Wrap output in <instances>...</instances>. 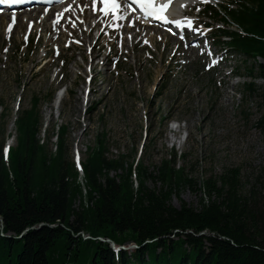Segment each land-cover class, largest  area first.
<instances>
[{
    "label": "rangeland",
    "instance_id": "1",
    "mask_svg": "<svg viewBox=\"0 0 264 264\" xmlns=\"http://www.w3.org/2000/svg\"><path fill=\"white\" fill-rule=\"evenodd\" d=\"M196 1H210L217 8L235 2ZM189 12L192 19L203 21L198 7ZM31 22L29 25H34ZM47 25L37 23L30 36L26 22L20 30L14 32L13 28L11 35L6 32L10 26L5 25L4 32L0 29V140L5 145L17 147L16 120L23 111L31 109L33 98L37 97L41 144L54 149L55 136L48 141L51 129L67 125L66 148L76 162L86 160L102 132L107 135L109 159L124 157L126 169L135 160L139 161L148 175L156 176L162 161L169 160L176 151V168L184 169L185 175L197 183L196 191L187 188L179 196H172L171 204L176 208L184 202L199 211L209 201L204 189L199 190L203 182L230 169L240 170L243 192L252 189L264 192V124L260 123V100L246 89V84L253 80L258 90L264 87L258 65L248 63L234 50L219 47L214 38L207 41L210 51L204 39L194 43L200 49H192L189 42L182 43L170 35L165 38L162 32L149 38L150 29H154L149 27L144 33L138 29L124 32L131 34L124 35L123 43L119 32L105 33L91 57L102 55L106 66L90 71L85 64L91 59L90 54L79 46L80 31L75 35L63 24L54 26L58 31L53 28L52 32H43ZM60 30L63 35L59 34ZM131 35L135 36L133 41ZM94 36L95 33L88 37L92 45ZM74 38L79 44L70 46L75 50L68 49L69 44H75ZM55 39L61 40L60 43ZM57 46L62 49L59 53ZM47 52L45 63L42 59ZM216 53L214 60L220 58V63L213 67L209 55ZM254 67L256 72L251 75ZM93 70V90L85 105V84ZM231 71L238 77H229ZM65 89L68 93L54 106L55 97ZM52 94L53 99L48 102ZM89 106L93 110L87 111ZM121 174V171L112 172L111 176L117 178ZM142 182L150 190L162 189V184L150 176ZM80 204L76 200L74 208L79 209ZM133 244L125 245L128 248Z\"/></svg>",
    "mask_w": 264,
    "mask_h": 264
},
{
    "label": "trees",
    "instance_id": "2",
    "mask_svg": "<svg viewBox=\"0 0 264 264\" xmlns=\"http://www.w3.org/2000/svg\"><path fill=\"white\" fill-rule=\"evenodd\" d=\"M208 12L228 25L214 34L218 42L258 65L264 80V0H236L224 13ZM246 89L258 96L264 124V87L258 90L253 81ZM39 103L33 98L17 118L18 145L7 158L0 140V264H264V192H243L239 169L203 182L199 190L209 201L199 211L184 202L176 208L174 194L197 190L195 180L176 168V151L156 176L148 175L139 161L126 169L124 157L109 159L102 132L80 174L66 148L67 125L51 129L54 149L41 144ZM146 176L162 189H148ZM107 240L137 249L115 251Z\"/></svg>",
    "mask_w": 264,
    "mask_h": 264
},
{
    "label": "bare ground",
    "instance_id": "3",
    "mask_svg": "<svg viewBox=\"0 0 264 264\" xmlns=\"http://www.w3.org/2000/svg\"><path fill=\"white\" fill-rule=\"evenodd\" d=\"M185 1L187 2L189 0H182L178 5H176V7H175L176 12H179L183 9V7L185 6ZM79 2L86 4L85 2H82V0H79ZM104 7H105V5L103 3L98 9L96 8L95 5H92L91 14L85 15V11H87V9H88L86 6L72 5V7L70 9L66 10V14L70 17V21H68V20H66V18H64L61 22L58 21V18H60V19L62 18L61 11L58 13V15L53 16L52 20L49 18L47 19V16H49V15H46V16H45V14L39 15L40 12H35L33 10L31 12L26 11V13L24 12V14H23V12L18 13V15L14 17V19H16V24L15 25L12 24V26L10 25L11 27H7L6 32L11 35L13 28L15 29L14 30V32H15L17 30H20L22 25L25 22H26V25H29V24H32L31 21H33V23H34L35 20H39L38 22H36V24L42 23L43 25H46L49 23V25H47V27L44 29L43 32L51 31L54 28V26H59V25L61 26V25L65 24L66 28L69 31L75 32V35H76V32L78 30L80 31V34H78V41L80 42L79 46L81 49L86 48L88 50V54H90L89 57H91V53H93L92 50L95 47V44L92 45V43L88 42V39H89L88 37L91 35V34H89V29L91 28V23H92L91 19L94 17L97 18L98 21L103 19V16L101 13H102V10ZM121 10H122V8H120V10L118 12L114 13V19H113L114 29L117 30L119 32V34L124 33V32H129L132 29H138L141 33H144V31L149 29L150 26L146 25V23H144L143 21H139L135 17L132 18V16L129 15L127 12L121 14L120 13ZM183 11H185V10H183ZM121 17H124V18H121ZM14 19H13V16H8V17L2 16V17H0V29H3V32H4V28L6 27L5 25H7V21L14 20ZM55 19H57V20L55 21ZM89 21H90V24H88ZM98 21H97V24H98ZM36 24L34 23V26H36ZM87 24H88V28H86L87 29L86 30L85 27L87 26ZM152 28H154V27H152ZM150 30L152 33H150L149 38H151L156 33H158V34L161 33L160 29L154 28V29H150ZM157 30H160V31H157ZM87 33L89 36L87 35ZM59 34L63 35V32L60 30ZM125 34H127V33H125ZM134 37L135 36L132 37V35H131L130 40L133 41ZM54 41L55 42L57 41L58 43H60L61 40L59 41V39H55ZM85 64L87 65V67L89 68L90 71L93 68L106 66V64L103 63L102 55H100V54L92 55L91 59ZM104 70L107 71V69H105V68H104ZM57 75H58V73H57ZM234 86L235 85L233 84L232 87H234ZM61 98H62L61 95H57L54 99L53 105L57 106L58 103L60 102ZM10 130H11V127H10Z\"/></svg>",
    "mask_w": 264,
    "mask_h": 264
},
{
    "label": "snow or ice",
    "instance_id": "4",
    "mask_svg": "<svg viewBox=\"0 0 264 264\" xmlns=\"http://www.w3.org/2000/svg\"><path fill=\"white\" fill-rule=\"evenodd\" d=\"M21 2V0H0V4L3 3H19ZM103 3L105 5L103 11L105 13H116L119 10L120 5L118 4L117 0H103ZM140 3L142 4V6H145V13L147 15H151V16H157L161 19H167L166 16H164L162 13L164 12V9L167 7V5H160L159 7H157L155 5V0H140ZM124 18V17H121ZM14 19V16H13ZM176 22V21H173ZM179 23V22H177ZM191 23L189 22V27H191ZM11 27V26H10Z\"/></svg>",
    "mask_w": 264,
    "mask_h": 264
},
{
    "label": "water",
    "instance_id": "5",
    "mask_svg": "<svg viewBox=\"0 0 264 264\" xmlns=\"http://www.w3.org/2000/svg\"><path fill=\"white\" fill-rule=\"evenodd\" d=\"M41 226H43V225H41ZM201 235H205V233H202ZM112 246H113L114 248H116V247H115V244H113V243H112ZM132 247H134V245H132ZM121 249H123V248H121Z\"/></svg>",
    "mask_w": 264,
    "mask_h": 264
}]
</instances>
